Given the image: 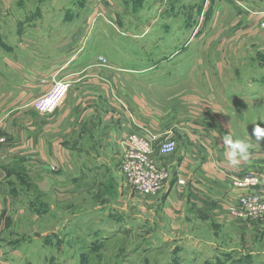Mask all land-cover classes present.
Here are the masks:
<instances>
[{"label":"crops","instance_id":"0c3cea01","mask_svg":"<svg viewBox=\"0 0 264 264\" xmlns=\"http://www.w3.org/2000/svg\"><path fill=\"white\" fill-rule=\"evenodd\" d=\"M10 3L0 0V127L7 134L0 154V264H16L21 242L18 236L9 237L19 232L16 213L23 211L21 205L19 209L14 207L16 197L9 178V170L16 166L13 163L26 160L28 179L33 183L29 186L31 196L65 199L77 194L73 188L85 173L102 174L103 180H111L112 185L113 174L122 178L119 167L115 169L121 159L119 142L127 133L144 127L159 134L171 130L176 149L169 155H155L169 170L170 179L155 196L133 197L139 213H152L158 208L168 217L171 229H178L183 211L200 207L199 199L204 198L209 200L203 202L212 201V209L219 210L217 222L229 227L234 222L229 220L225 205L239 192L230 186V175L247 171L257 174L261 184L252 191L264 194V142H257L249 125L240 124L242 121L235 124L233 119L245 116L235 106L236 100L254 95L242 93L234 83L240 67L249 63L253 41L243 38L238 45L242 46L240 52L222 44H208L207 40L198 46L193 41L187 48L173 46L169 62L162 65L171 71L170 77L166 72L143 78L122 71L110 58L108 64L100 62L98 58L103 55L96 41L98 30L92 36L95 42L81 52L85 56L71 58L69 51L57 50L55 54L44 52L42 59L36 55L32 61L20 63L4 55L7 50L14 54L19 49L9 47L3 37L9 22H15L10 27L19 34V29L29 24L28 15L7 12ZM201 3L209 9L211 0ZM195 7L194 2L187 4V17L178 20L173 35L193 36L194 22L190 23V18ZM250 33L244 37L254 38L258 30ZM260 42L264 43V38ZM19 46L33 49L31 45ZM183 52L180 59L174 58ZM69 77L74 83L52 113L42 114L33 108L32 100L46 92L53 79ZM229 133L233 139L251 144L249 159L235 167L229 163L223 144V137ZM178 176L187 181L186 186L176 187ZM253 225H245L253 229L246 245L258 250L252 261L259 256L264 261V223Z\"/></svg>","mask_w":264,"mask_h":264},{"label":"rangeland","instance_id":"374dc122","mask_svg":"<svg viewBox=\"0 0 264 264\" xmlns=\"http://www.w3.org/2000/svg\"><path fill=\"white\" fill-rule=\"evenodd\" d=\"M10 1L7 12L28 15L29 24L23 25L19 34L10 27L15 22H9L3 37L9 47L19 49L14 54L7 50L4 55L20 63H28L36 55L42 59L44 52L55 54L57 50L69 51L71 58L79 57L95 42L92 36L98 30L96 41L104 64L110 58L122 71L135 76L149 78L169 72L170 77L171 71L162 65L169 62L173 46L187 48L193 41L198 46L207 40L208 44H222L240 52L242 46L238 45L243 38L253 41L249 63L240 67L234 83L237 90L254 95L236 100L235 106L245 116L233 119L235 124L242 121L239 123L252 130L256 124L264 127V122H253L256 117H264V43L260 42L264 28L259 27L264 0H211L209 9L204 8L202 0ZM192 2L196 4L190 18V23L194 22L193 36L173 35L178 20L187 17V4ZM98 9L112 23L96 16ZM253 30H258L256 37H244ZM200 32L202 36L198 37ZM20 43L33 49L20 48ZM13 165L9 178L16 197L14 207H23L22 213H16L19 232L9 235L21 238L16 264H264L260 256L252 261L258 250L246 245L253 229L245 226L262 224L264 218L245 221L244 226L231 221L234 223L225 227L217 222L219 210L212 209L213 202L201 198L202 205L183 211L180 227L171 229L168 217L158 208L152 213L138 212L133 203L138 195L127 191L120 175H112V185L111 180H103L102 174L85 173L73 188L77 194L43 200L29 192L33 183L28 179L26 160ZM119 165L117 160L116 170ZM52 179L54 184V176Z\"/></svg>","mask_w":264,"mask_h":264},{"label":"built area","instance_id":"2783aa9c","mask_svg":"<svg viewBox=\"0 0 264 264\" xmlns=\"http://www.w3.org/2000/svg\"><path fill=\"white\" fill-rule=\"evenodd\" d=\"M95 15L112 23L100 9ZM259 27L264 28V16L259 21ZM99 60L104 63L103 57H99ZM59 82H70L71 87L73 85V80L70 78L53 79L50 88L31 102L33 108L39 113L50 114L55 110H47L50 107L47 100L53 96H59L61 92V89L57 87ZM71 87L67 89V92ZM66 93H64L63 98ZM111 96L113 99H117L114 93ZM6 143L7 134L0 127V154ZM119 144L122 149L119 171L127 191L143 197L155 196L170 177L169 170L155 159V155L164 156L175 151L176 142L173 139L172 131L167 130L159 134L151 131L148 127H144L139 131L127 133ZM229 181L232 188L239 190L235 198L226 204L230 215L229 220L236 222L253 219L262 220L264 218V194L251 190L260 183L258 176L247 171L242 175H230ZM186 184L187 181L184 178L179 176L176 178L175 185L177 188H182Z\"/></svg>","mask_w":264,"mask_h":264},{"label":"clouds","instance_id":"9594fccd","mask_svg":"<svg viewBox=\"0 0 264 264\" xmlns=\"http://www.w3.org/2000/svg\"><path fill=\"white\" fill-rule=\"evenodd\" d=\"M57 87L61 89L59 96H53L47 100V103L50 107L47 108L48 111H53L58 103L61 102L64 93L67 92V89L71 87L70 82H59ZM257 120L264 122V117H256L253 122ZM249 135L248 132H246ZM257 142L264 138V127L260 124H256L252 133ZM223 144L227 147V159L232 166H238L242 161H247L250 155L251 144L244 139H233L232 134L229 133L227 136L223 137ZM171 150V148H169Z\"/></svg>","mask_w":264,"mask_h":264},{"label":"bare ground","instance_id":"6f19581e","mask_svg":"<svg viewBox=\"0 0 264 264\" xmlns=\"http://www.w3.org/2000/svg\"><path fill=\"white\" fill-rule=\"evenodd\" d=\"M67 94V93H66Z\"/></svg>","mask_w":264,"mask_h":264}]
</instances>
